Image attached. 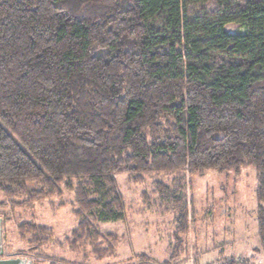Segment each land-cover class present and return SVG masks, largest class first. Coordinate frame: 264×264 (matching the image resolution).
Instances as JSON below:
<instances>
[{
	"label": "trees",
	"instance_id": "16d2710c",
	"mask_svg": "<svg viewBox=\"0 0 264 264\" xmlns=\"http://www.w3.org/2000/svg\"><path fill=\"white\" fill-rule=\"evenodd\" d=\"M208 1L214 12L193 11ZM248 165L264 250V0H0V192L25 203L73 192L71 250L114 255L98 225L125 218L117 174ZM156 186L179 214L173 259L188 212L179 184ZM18 230L33 250L53 234L35 222Z\"/></svg>",
	"mask_w": 264,
	"mask_h": 264
},
{
	"label": "rangeland",
	"instance_id": "374dc122",
	"mask_svg": "<svg viewBox=\"0 0 264 264\" xmlns=\"http://www.w3.org/2000/svg\"><path fill=\"white\" fill-rule=\"evenodd\" d=\"M218 5L213 1L193 6L195 12H214ZM234 31H241L233 27ZM137 181L134 175L120 173L115 176L125 202L122 221L99 223L101 232L115 238V253L97 258L92 247L80 246L71 250L64 242L78 223L73 192L62 187V196L25 203V196L9 198L0 192V242L2 256L24 251L32 260L37 254L57 256L85 264H219L227 258L251 257V263L264 264V250L259 248L257 223L255 170L245 166L239 171L203 172L181 170L173 173L142 174ZM180 186L187 208V231L180 233L181 249L174 251V231L178 213L166 208L160 200L156 183ZM30 187L37 186L30 183ZM35 222L53 232L49 241L39 249H32L31 233L22 237L18 226ZM113 240V238H112ZM106 246V242H102ZM33 250V251H32ZM142 255L149 258L143 263ZM153 262V263H152ZM36 264H48L37 262Z\"/></svg>",
	"mask_w": 264,
	"mask_h": 264
},
{
	"label": "water",
	"instance_id": "95a60500",
	"mask_svg": "<svg viewBox=\"0 0 264 264\" xmlns=\"http://www.w3.org/2000/svg\"><path fill=\"white\" fill-rule=\"evenodd\" d=\"M3 252L2 244L0 242V254ZM0 264H32V261L26 257L21 256H8L0 258Z\"/></svg>",
	"mask_w": 264,
	"mask_h": 264
},
{
	"label": "flooded vegetation",
	"instance_id": "af4514ba",
	"mask_svg": "<svg viewBox=\"0 0 264 264\" xmlns=\"http://www.w3.org/2000/svg\"><path fill=\"white\" fill-rule=\"evenodd\" d=\"M1 254H2V253H1ZM1 254H0V258H5V257H8V256H5V257H3Z\"/></svg>",
	"mask_w": 264,
	"mask_h": 264
}]
</instances>
